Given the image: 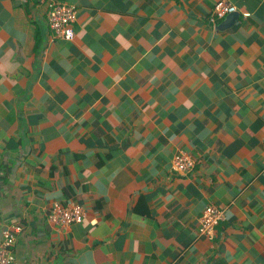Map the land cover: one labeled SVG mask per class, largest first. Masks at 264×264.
I'll list each match as a JSON object with an SVG mask.
<instances>
[{
    "label": "crops",
    "instance_id": "1",
    "mask_svg": "<svg viewBox=\"0 0 264 264\" xmlns=\"http://www.w3.org/2000/svg\"><path fill=\"white\" fill-rule=\"evenodd\" d=\"M53 2L77 9L71 41ZM57 203L88 217L54 225ZM6 233L12 264H264V0H0Z\"/></svg>",
    "mask_w": 264,
    "mask_h": 264
},
{
    "label": "built area",
    "instance_id": "2",
    "mask_svg": "<svg viewBox=\"0 0 264 264\" xmlns=\"http://www.w3.org/2000/svg\"><path fill=\"white\" fill-rule=\"evenodd\" d=\"M236 7L220 1L214 7V16L224 18L227 15L235 14ZM244 17H250L249 13H244ZM77 19L76 7L62 5L59 2H53L47 10V23L56 39L73 40L75 37L74 24ZM195 159L186 153L176 156L173 160V170L181 175L194 169ZM88 217L87 210L79 204H55L48 214V221L57 226H68L75 223H82ZM225 221L224 211L216 206H208L200 217L199 232L208 240L215 239L217 227ZM20 230V229H17ZM4 240L0 241V264H12L14 257L11 254V248L15 244V238L12 233H6Z\"/></svg>",
    "mask_w": 264,
    "mask_h": 264
},
{
    "label": "water",
    "instance_id": "3",
    "mask_svg": "<svg viewBox=\"0 0 264 264\" xmlns=\"http://www.w3.org/2000/svg\"><path fill=\"white\" fill-rule=\"evenodd\" d=\"M238 17V15L237 14H231V15H229L227 18H228V20H229V22H228V24L230 25L231 23H233L234 22V19H236ZM224 27H226V25L224 26Z\"/></svg>",
    "mask_w": 264,
    "mask_h": 264
},
{
    "label": "clouds",
    "instance_id": "4",
    "mask_svg": "<svg viewBox=\"0 0 264 264\" xmlns=\"http://www.w3.org/2000/svg\"><path fill=\"white\" fill-rule=\"evenodd\" d=\"M238 13V12H237Z\"/></svg>",
    "mask_w": 264,
    "mask_h": 264
}]
</instances>
